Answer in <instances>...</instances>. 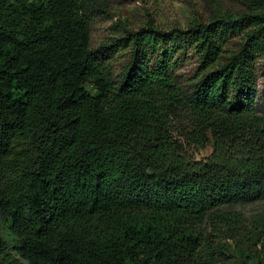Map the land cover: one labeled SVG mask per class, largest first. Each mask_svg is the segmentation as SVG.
<instances>
[{
	"label": "trees",
	"instance_id": "16d2710c",
	"mask_svg": "<svg viewBox=\"0 0 264 264\" xmlns=\"http://www.w3.org/2000/svg\"><path fill=\"white\" fill-rule=\"evenodd\" d=\"M99 6L0 0V264H206L199 222L264 199V7L95 50Z\"/></svg>",
	"mask_w": 264,
	"mask_h": 264
},
{
	"label": "rangeland",
	"instance_id": "374dc122",
	"mask_svg": "<svg viewBox=\"0 0 264 264\" xmlns=\"http://www.w3.org/2000/svg\"><path fill=\"white\" fill-rule=\"evenodd\" d=\"M98 11L90 21L92 49L122 44L127 31L152 24L163 30L184 28L195 21L207 22L215 15L235 13L247 9L248 4L264 0H96ZM128 42L116 47L113 55L103 59L114 74H118L128 60ZM197 56L186 54L177 73L182 86L188 88L197 70ZM90 87V85H88ZM259 89L264 90V77L259 78ZM213 150L212 140L202 146L188 148L195 159L208 157ZM1 222V220H0ZM2 226V224H1ZM201 242L210 249L211 256L202 254L206 264H264V199L239 200L211 210L198 224ZM7 239L9 235L3 231ZM23 264H28L22 260Z\"/></svg>",
	"mask_w": 264,
	"mask_h": 264
}]
</instances>
